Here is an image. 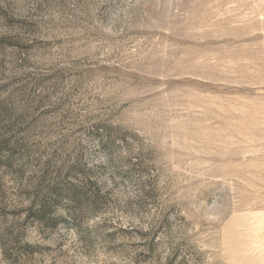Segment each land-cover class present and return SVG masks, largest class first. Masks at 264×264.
<instances>
[{
    "label": "rangeland",
    "instance_id": "obj_1",
    "mask_svg": "<svg viewBox=\"0 0 264 264\" xmlns=\"http://www.w3.org/2000/svg\"><path fill=\"white\" fill-rule=\"evenodd\" d=\"M0 264H264V0H0Z\"/></svg>",
    "mask_w": 264,
    "mask_h": 264
}]
</instances>
